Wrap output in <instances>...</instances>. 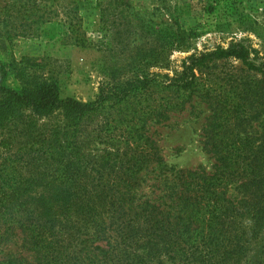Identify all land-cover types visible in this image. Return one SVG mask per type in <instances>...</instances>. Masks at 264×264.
Here are the masks:
<instances>
[{
  "label": "trees",
  "instance_id": "1",
  "mask_svg": "<svg viewBox=\"0 0 264 264\" xmlns=\"http://www.w3.org/2000/svg\"><path fill=\"white\" fill-rule=\"evenodd\" d=\"M67 1L14 6L19 19L6 23L7 39L34 36ZM75 10L65 11L67 37L86 49L91 44ZM184 45L177 34L176 46ZM228 60L264 75V62L245 45L191 55L174 77L103 84L88 103L64 99L58 81L33 60L19 89L0 73V264H155L163 255L183 264H229L243 253L240 243L264 227V210H257L249 233L238 228L252 213L250 193L264 190V148L260 158L251 137L222 138L223 112L207 73ZM194 99L213 110L202 139L212 167L169 168L150 127L185 112ZM149 175L161 183L156 201L144 194ZM231 187L247 195V211L229 197ZM18 238L28 255L7 251ZM229 245L235 249L218 258Z\"/></svg>",
  "mask_w": 264,
  "mask_h": 264
},
{
  "label": "rangeland",
  "instance_id": "2",
  "mask_svg": "<svg viewBox=\"0 0 264 264\" xmlns=\"http://www.w3.org/2000/svg\"><path fill=\"white\" fill-rule=\"evenodd\" d=\"M26 3L0 0V73L7 75L8 85L15 89L22 86L20 77L31 71L27 60L45 66L58 81L64 99L85 103L97 99L103 84H122L133 75L161 73L174 77L189 56L218 48L245 45L252 51L253 60L264 62V0H68L59 4L51 22L37 27L34 36L8 40L5 34L10 28L6 23L19 19L18 13H13L14 6L21 9ZM75 9H79L91 44L86 49L73 45L67 37L65 11ZM177 34L185 42L183 48L176 46ZM207 74V86L218 96L223 112L222 138L229 141L251 137L258 150L256 155L263 158L264 75L248 71L235 60L212 63ZM212 115L210 104L194 99L185 112L150 127L169 168L211 169L213 160L202 151V139ZM53 120L63 119L57 113ZM48 122L44 119L38 124ZM149 178L144 194L156 201L161 183L155 175ZM254 189L258 190L249 195L252 213L238 226L242 233H249L255 226L254 221L260 218H253L256 211L264 210V190L257 186ZM228 195L247 211L243 191L231 187ZM261 217L260 226H264V215ZM240 246L245 251L234 256L232 252L229 264H264V227L257 237L243 240ZM22 247L18 238L7 251L28 255ZM234 249L229 245L217 257L221 259L228 255L226 251ZM155 264L183 262L163 255Z\"/></svg>",
  "mask_w": 264,
  "mask_h": 264
}]
</instances>
